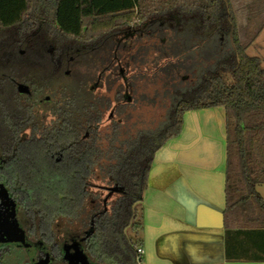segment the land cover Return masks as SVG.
I'll return each mask as SVG.
<instances>
[{
    "label": "trees",
    "instance_id": "16d2710c",
    "mask_svg": "<svg viewBox=\"0 0 264 264\" xmlns=\"http://www.w3.org/2000/svg\"><path fill=\"white\" fill-rule=\"evenodd\" d=\"M154 28L162 40L168 30L188 33L199 40L229 34L233 57L219 62L192 98L175 103L159 133L138 142H118L112 130L105 138V149L100 133L94 134L96 144L92 138L79 142L72 133L69 139V128L81 126L84 133L100 124L105 108L103 101L89 95L85 77L78 81L74 78L78 69L90 71L94 62L100 67L102 55L120 49L111 43L115 35L126 33L131 37ZM263 29L264 0H0V93L13 92L11 79L30 80L42 89L40 94H59V101L64 103V132L56 134L53 141L62 142L63 160L48 166L54 175L50 180L61 182L53 186L47 182L51 191L68 196L65 190L75 182L81 187L83 199L86 177L95 167L106 173L112 189L121 191L110 214L99 216V257L110 260V253L116 264H139V246L129 243L124 232L138 219L137 207H142L155 154L180 136L185 114L222 109L227 138L226 259L264 262V200L258 192L264 186V69L260 59L247 53ZM35 45L40 47L38 53L33 49ZM52 47L49 54L47 48ZM18 48L25 51V57L15 53ZM56 61L71 72L60 84V91L56 88L63 77L53 66ZM76 95L81 98L79 107H75ZM14 112L18 116L23 113L20 108H14ZM46 144L48 148L50 144ZM53 188L62 190L56 192ZM141 224L140 213V232ZM120 240L124 241L125 254L118 250L116 242Z\"/></svg>",
    "mask_w": 264,
    "mask_h": 264
},
{
    "label": "rangeland",
    "instance_id": "374dc122",
    "mask_svg": "<svg viewBox=\"0 0 264 264\" xmlns=\"http://www.w3.org/2000/svg\"><path fill=\"white\" fill-rule=\"evenodd\" d=\"M163 36L165 40H162L163 37L161 38V34L159 35L155 28L131 37L126 33L117 34L111 43L119 46L120 49H114L109 54L102 55L99 58L100 62H103L100 67L94 62L90 71L80 67L79 74L76 73L77 77L74 76L77 81L82 77L86 78L89 82L88 91L102 76L97 89L89 95L105 103L98 130L103 149L107 147L105 138L111 135L112 130L117 134L118 142H138L146 136L162 131L175 103L192 98V94L203 84L204 78L214 72L217 64L230 60L234 54L229 34L213 39L203 37L199 40L188 33L168 30ZM204 39L205 41L202 42ZM64 52H61L60 56ZM248 55L251 57V53ZM65 71L66 77H70L71 72L67 75L68 70ZM111 114L113 118L109 119ZM41 159L39 150L35 148L17 165V173L22 176L21 183L26 185L30 204L34 205L35 211L33 210L32 213L40 211L42 215H46L49 210L47 203L54 200L64 204V207L68 204L73 208L81 205L82 225H88L94 212L104 210V201L110 214L118 201L119 194L105 192V188L112 187L104 171L95 167L88 172L87 188L83 199H81L82 195L80 198L73 197L72 191L76 186L73 182L68 187L70 190H65L69 197L64 195L61 201V199L58 200V194L57 196L52 194L50 189L52 183L59 185L61 181L46 180L49 175H52L53 169L49 170V165L41 162ZM59 189L61 188L55 190L53 188L56 192ZM258 192L264 200V186L259 188ZM140 210L138 206V219L135 226H131L124 232L125 239L136 246H140L138 240ZM66 215L68 218L61 220L65 223L64 229L75 231L77 226L74 228L73 224L78 222L79 218L74 217V212L66 213ZM123 242L120 240L116 244L120 246L118 250L125 254ZM108 255L110 260L107 257L105 259L97 257L96 261H100V264H116L115 257L110 256V253Z\"/></svg>",
    "mask_w": 264,
    "mask_h": 264
},
{
    "label": "crops",
    "instance_id": "0c3cea01",
    "mask_svg": "<svg viewBox=\"0 0 264 264\" xmlns=\"http://www.w3.org/2000/svg\"><path fill=\"white\" fill-rule=\"evenodd\" d=\"M247 53L264 69V29ZM226 139L222 109L189 112L180 136L155 154L140 210L139 264H264L226 259Z\"/></svg>",
    "mask_w": 264,
    "mask_h": 264
},
{
    "label": "flooded vegetation",
    "instance_id": "af4514ba",
    "mask_svg": "<svg viewBox=\"0 0 264 264\" xmlns=\"http://www.w3.org/2000/svg\"><path fill=\"white\" fill-rule=\"evenodd\" d=\"M33 47L38 53L40 47L38 45ZM50 49L53 51L54 47L47 48L49 54ZM15 53L22 58L25 57V51L20 48L15 49ZM53 66L58 69L60 77H63L59 79L56 88L60 91L62 89L60 84H63L66 79L65 66L60 61L53 63ZM101 78L102 76L98 79V85ZM9 81L12 83L13 92L11 94L0 93V264H69L62 249L67 235L74 240L81 241L84 255L90 263L100 264L96 261L99 257L97 255L99 239L97 227L100 223V214L108 213L106 202L104 201L103 211L94 212L91 215L87 226L82 225L80 221L81 205L77 208H66L64 204L53 200L47 203L49 210L46 215H42L40 211L32 213L34 205L31 206L26 185L21 183L22 176L17 173V165L24 160L22 158H27L35 148L39 150L41 162L46 165H58L62 162V142L53 143L56 134L64 132V121L61 115L64 103L59 101L61 96L40 94L42 89L29 83L30 80L25 82L20 79H11ZM20 88L26 89V92L21 93ZM76 98L75 107H79L80 95H76ZM14 108H20L23 113L18 116ZM99 129L100 124H97L85 129L82 133V127L76 126L69 128L66 134L69 139L73 137L72 134L76 135L74 138L79 142L92 138L91 140L96 144L97 137L95 138L94 134H98ZM46 143L50 144L48 148ZM79 144L77 143V147L80 151ZM44 146L46 150L40 152V148L43 149ZM51 177L54 175H49L46 180L49 181ZM75 187L73 197L80 198L81 187ZM104 190L108 194H121L120 190L119 193H114L112 188ZM51 193L57 194L53 191ZM57 197L61 201L64 199L61 195ZM71 212H74L75 218H79L78 222L73 224L74 228L77 226L75 231L65 230V223L61 222L68 218L66 213ZM17 225L23 232L25 246L17 245L23 240L16 228Z\"/></svg>",
    "mask_w": 264,
    "mask_h": 264
},
{
    "label": "water",
    "instance_id": "95a60500",
    "mask_svg": "<svg viewBox=\"0 0 264 264\" xmlns=\"http://www.w3.org/2000/svg\"><path fill=\"white\" fill-rule=\"evenodd\" d=\"M98 87V84H95L91 88V92L95 91ZM21 93H25L26 89L20 88ZM110 118H113L111 114ZM114 193H119V189H113ZM16 228L18 229L19 233H21L20 237L23 239L21 243H17L18 246H25L24 242V235L21 231L20 227L17 225ZM63 252L65 255V259L69 262V264H92L88 261L87 257H85L83 249L81 247V241L74 240L71 236L67 235L65 238V243L63 245Z\"/></svg>",
    "mask_w": 264,
    "mask_h": 264
},
{
    "label": "built area",
    "instance_id": "2783aa9c",
    "mask_svg": "<svg viewBox=\"0 0 264 264\" xmlns=\"http://www.w3.org/2000/svg\"><path fill=\"white\" fill-rule=\"evenodd\" d=\"M138 254L141 255L143 254V252L141 250H138Z\"/></svg>",
    "mask_w": 264,
    "mask_h": 264
}]
</instances>
